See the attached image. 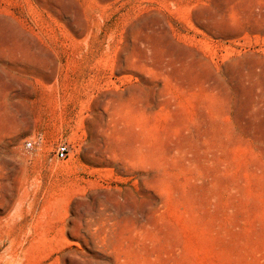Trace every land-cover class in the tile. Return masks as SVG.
<instances>
[{"label":"rangeland","instance_id":"1","mask_svg":"<svg viewBox=\"0 0 264 264\" xmlns=\"http://www.w3.org/2000/svg\"><path fill=\"white\" fill-rule=\"evenodd\" d=\"M0 264H264V0H0Z\"/></svg>","mask_w":264,"mask_h":264},{"label":"built area","instance_id":"2","mask_svg":"<svg viewBox=\"0 0 264 264\" xmlns=\"http://www.w3.org/2000/svg\"><path fill=\"white\" fill-rule=\"evenodd\" d=\"M29 146H32V142H28ZM68 146L65 144H62L57 149V156L59 158H65L68 155Z\"/></svg>","mask_w":264,"mask_h":264}]
</instances>
